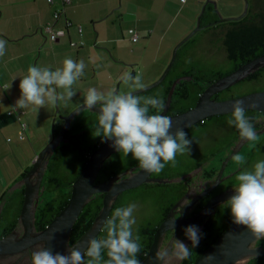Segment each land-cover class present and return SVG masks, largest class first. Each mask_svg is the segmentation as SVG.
<instances>
[{
    "label": "flooded vegetation",
    "instance_id": "af4514ba",
    "mask_svg": "<svg viewBox=\"0 0 264 264\" xmlns=\"http://www.w3.org/2000/svg\"><path fill=\"white\" fill-rule=\"evenodd\" d=\"M249 5L255 10H253L252 15L247 18L248 20L245 22L246 25H242L239 30L240 34L244 36L245 42H240V44L235 43L234 45H228L224 42L222 44L224 48L218 53L221 54L223 52L224 56L222 58L224 59L223 61H225L224 63L229 65L228 70L224 72H214L211 74L210 79L205 83H202L200 82V77L197 76L196 70H185L184 67L190 61L187 58L182 61V67L180 66L182 73L180 75H175L173 73V68L176 62L175 60L162 83L153 88L157 90L154 96L157 93H160L163 97L164 103H166L171 87L173 85L175 86L171 104L165 115L171 117L194 107L199 96L210 84L229 75L240 66L264 54V35L262 33L260 34L257 32L255 41H250V43H248L246 40V36L249 35L247 32L253 30V28L260 27L264 22V0H249ZM252 34L253 33H251V36ZM263 77L264 66L253 73L248 74L244 79L229 88L215 93L211 99L222 101L239 97L241 95L237 94H242L243 89L247 85L257 84L263 79ZM98 113L99 112H92L89 115L82 116V118L76 117L63 135L65 141L60 143L55 149L49 161H51L54 155H56V159L69 162L76 170L81 159L88 158V155L94 151L92 150L94 147L97 148L104 143L105 140H103L102 137H94L92 135V132H94L95 127L97 126ZM150 114H156V111H153ZM248 117L251 118L259 138L257 142L249 146V151L245 150L244 154H241L244 145L250 143L247 141L236 153L245 157L246 162L243 165H237L231 158L220 173L222 163L231 154L232 149L241 137L239 136L237 128L234 125H231V132H233L235 139L233 141H226L225 137H223L215 142L212 134L202 130L203 127L206 126L207 120L210 119L208 118L203 122L189 127L185 131L187 133V138L192 140L191 151L189 154L185 153L181 155L178 153L175 166L168 163L161 172L152 173L150 175V178L160 179L166 182L162 184L146 183L141 185L158 184L163 187L157 194L164 202L163 206L159 208L158 212H156L158 214L154 221V225H152L151 221L152 215L149 214V217L142 218V221H140L137 226L136 224L133 226L134 235L139 234L141 237L142 250L138 257L141 263L148 255L158 227L164 221L168 220L171 222L173 217L176 219L175 232H173L170 227L164 233L159 243L158 250L168 247L170 248L174 239L183 241L191 248V241L188 240L184 234V228L188 225L199 226L200 231L204 235L200 240L199 245L192 248L191 254L187 259L177 260L173 257L169 261V264H194L205 250L208 249L227 228L229 220L232 218L230 208L226 202L227 200L216 205L213 203L214 200L220 196L234 192V187L237 183L235 176L239 171L244 169L251 170L253 168L254 164L257 162L255 160L257 151L264 155V112L253 111ZM63 124L64 120L62 119V121H59L55 126V136L59 134ZM228 132L229 130L227 129L222 133L220 132L219 135L221 137ZM59 148L60 150H58ZM140 168L139 163L132 158L131 154L126 157L122 153L116 152L104 162L94 184H100L121 174H123V178H125L128 176V172H136ZM47 171L48 169L43 175L41 186L45 183L44 179ZM167 181L172 182L169 183ZM125 192L121 194H124ZM42 193L43 192H41L40 195ZM120 195L113 204L108 217L111 216L116 208L127 206V199L119 201ZM96 196L100 197V207L94 217L97 216L102 207L104 194H97L93 198ZM212 205L214 206L212 207ZM88 206H91V202H89L84 209ZM84 209L81 213H83ZM19 213L15 202L8 205L6 214L12 219V223L0 224V240L10 237L13 241L12 243H18L19 240L22 239V229L17 225ZM38 223V220L35 219V230L40 233L45 227L40 228ZM86 231L87 230L81 232L74 238H71L70 234L69 246H73V244H75ZM105 236L106 232L102 227L96 238H105ZM38 245H45V243L35 242L21 251L15 249L16 251L0 254V264H30L31 253ZM256 245L264 248V239H259ZM65 254H67V252H65ZM102 256L104 260L108 259L106 250L102 253ZM85 259L87 260L88 258L86 257ZM152 264H159V262L154 261Z\"/></svg>",
    "mask_w": 264,
    "mask_h": 264
},
{
    "label": "clouds",
    "instance_id": "9594fccd",
    "mask_svg": "<svg viewBox=\"0 0 264 264\" xmlns=\"http://www.w3.org/2000/svg\"><path fill=\"white\" fill-rule=\"evenodd\" d=\"M6 43V40L0 39V57L5 55ZM85 67L83 60L76 62L71 58H65L63 66L55 70L30 65L27 75L20 80L21 97L14 107L25 109L31 105L38 110L46 103L71 100L76 95L73 85L84 75ZM121 79L133 90L146 87L139 73L134 77L125 73ZM58 89H63V92H58ZM134 93L109 91L104 94L96 88H89L82 107L91 110L99 105L97 126L92 132L94 137L112 141L111 146L126 157L131 154L145 172L159 173L168 163L175 166L178 153L189 154L192 140L187 138L183 129H177L172 134V119L161 114L165 110V103L160 93L155 96ZM151 109H155L156 114H150ZM231 109V118L227 123L237 128L242 140L257 142L258 134L251 118L246 116L243 101L236 100L231 104ZM232 159L237 165L246 162L240 154ZM235 180L234 195L226 201L233 223L246 226L256 239H264V160L256 162L251 170L239 171ZM136 207L135 203H130L126 207L116 208L103 222L105 238L92 237L80 247H68L67 254L53 253L45 245H38L31 253L30 264H141L138 258L142 250L141 237L133 233ZM175 221L173 217V232ZM184 234L191 241V248L183 241L174 239L170 248L157 250L153 259L159 264H169L173 257L177 260L187 259L204 234L197 225L186 226ZM48 239H54V235ZM105 250L107 260L102 256ZM214 258L213 255L205 257L208 261ZM236 264H246V259H239Z\"/></svg>",
    "mask_w": 264,
    "mask_h": 264
},
{
    "label": "crops",
    "instance_id": "0c3cea01",
    "mask_svg": "<svg viewBox=\"0 0 264 264\" xmlns=\"http://www.w3.org/2000/svg\"><path fill=\"white\" fill-rule=\"evenodd\" d=\"M52 1L49 3L48 0H0V27H2L3 19L2 39L7 41L5 55L0 57V155L2 156H0V163L3 162V169L0 170V199L4 197L3 195H8L6 190H10L21 180L25 170L28 168L30 170L31 160L34 161L38 153L35 146L31 144L30 146L17 144L13 150L7 143L16 142L13 139L15 135L19 142H26L25 138L22 140L19 138L20 118L26 122L25 133L27 135L30 131L31 134L33 133L31 126L34 125L35 120L32 115L37 110L36 107L31 105L25 109L14 107L21 97L20 80L27 75L30 65L51 67L50 69L55 70L63 65L65 58H71L76 62L83 60L84 63L90 64V67H85L84 75L77 82L82 84L85 92L89 88H96L99 92L107 94L109 91H114L118 83L122 84L123 80L120 81V78L125 74L123 68L129 66L126 64H132L133 68L137 67L135 60L122 56V50L127 44L133 43L130 30L143 41H146L150 33L154 38L156 35L163 38L177 16L184 13V17L188 20L190 19L187 15L193 16L195 20L203 2V0H186L185 2L181 0H69L67 4H64L63 0ZM117 1L122 5H120V12L117 13L119 15L115 18L117 21L113 20L110 24L114 35H106L99 29L94 38L88 30V24L78 19L83 20L88 17L93 29H96L99 20H103L111 11L117 10ZM206 9L209 21L214 20L217 16L216 12L211 8ZM95 11L97 16L92 15ZM56 12L57 18H55ZM126 16L130 17V20L129 26L124 28ZM49 25H52L53 31L57 33L54 40H52L51 32L46 30ZM150 40L143 43V50L152 44L153 41L149 43ZM49 41L52 44L53 54H49V50L41 49V44ZM62 44H65V47L69 46L68 52ZM59 92H63V89H59ZM80 104H83V101L78 105ZM10 110H15V114L8 115ZM25 149L28 150L31 159H27L26 165L17 162L19 166L9 171V168L5 167L8 163L7 155L15 158L17 153L22 154ZM10 172L11 176L8 174ZM19 189L17 188L10 195L15 194ZM7 200L4 201V206ZM3 209L4 207L1 209V214Z\"/></svg>",
    "mask_w": 264,
    "mask_h": 264
},
{
    "label": "water",
    "instance_id": "95a60500",
    "mask_svg": "<svg viewBox=\"0 0 264 264\" xmlns=\"http://www.w3.org/2000/svg\"><path fill=\"white\" fill-rule=\"evenodd\" d=\"M244 2V12L241 16L237 18L227 19L219 18L216 23L242 20L247 15L249 9V0H244ZM209 3H211V1L205 3V5L202 7V11L200 13V16L198 17L196 28L185 39H183L175 46L172 52L171 60L159 79L150 86L145 87L143 90L134 91V94L138 95L144 93L162 83L176 60L178 49L192 35L204 28L200 25V17H202L206 5ZM263 66L264 54L240 66L229 75L210 84L199 96L194 107L183 113L176 114L170 117L173 122V127L171 129L172 134L174 135L177 129H183L184 131H186L189 127L203 122L205 119L231 114V104L236 100L243 101L246 111L264 112V90L222 101H215L211 99V97L215 93L229 88L230 86L244 79L248 74L253 73ZM132 74L133 72L131 73V75ZM174 87L175 86L173 85L168 93L165 103V110L163 111L162 115L166 114L171 104ZM114 92L119 93V83L116 85V89ZM98 109V105L94 106L91 110L82 106L74 109L66 117L63 118L64 124L57 136L54 135L55 120H53L50 141L37 154L30 170L26 173L25 177L19 180L9 190L8 194L10 195L17 188H20L18 191L24 188L23 203L21 206L17 224L18 227L22 229L23 236L18 243H12L13 241L10 239V237L5 238L4 240H0V254L16 250L21 251L24 248H28L35 242H44L45 246L50 248L53 253L59 252L61 254H65L68 247H80L83 242L92 237H96L99 234L102 229L103 222L106 218H108L113 204L121 193L138 188L146 183L162 184L166 182L160 179L150 178V175L152 173H147L142 168H140L136 172H128V176L125 178H123V174H121L100 184H94L104 162L117 152L111 146L112 141H105L88 155L85 165L80 170L79 175L71 185L70 198L65 207L49 223V225L45 227L43 231H41L40 233L36 232L35 213L38 207L40 193L44 191V187L41 186V183L43 175L48 168L51 156L53 155L55 149L60 145V143H63L65 141L63 135L68 130L71 122L74 121L76 117L82 118V116L89 115L92 112H99ZM246 142L247 141H244L240 138L238 143L232 149L231 154L222 163L220 173L222 172L228 161L241 149V147ZM73 173H75L74 167L69 162L63 161L59 169V174L64 177H61L63 183H65V179L67 177H72L74 175ZM167 182L170 183L172 181ZM97 194H104L100 211L98 212L88 230L79 238V240L75 244H73V246H69L70 234L76 220L78 219L84 207ZM232 195H234V192L231 194L220 196L216 198L213 203H215L216 205L218 203L226 201ZM4 201L5 200H3V203L0 206V224L12 223V219L6 214V211L8 205L12 202H15V204H17V209L19 211L21 195L19 193H16L1 214V209L2 207H4ZM213 206L214 205H212V207ZM170 224L171 222L167 220L158 227L148 255L141 264H152L155 261L153 258L156 251L158 250L159 243L164 233L171 227ZM50 235H54V239L49 240L48 237ZM258 240L259 239H256L246 226L237 225L232 221V223L220 234L217 240L208 249L205 250V252L194 264H236L237 260L243 258L246 259V264H248V262L252 259L264 257V248L262 246L256 245ZM209 255H213L215 258L211 261L206 260L205 257Z\"/></svg>",
    "mask_w": 264,
    "mask_h": 264
},
{
    "label": "rangeland",
    "instance_id": "374dc122",
    "mask_svg": "<svg viewBox=\"0 0 264 264\" xmlns=\"http://www.w3.org/2000/svg\"><path fill=\"white\" fill-rule=\"evenodd\" d=\"M208 1H211V3L207 4L206 8L213 9L216 12L217 16L214 20L209 21L207 17L208 10L207 9L204 10L203 12L204 15H202L203 17L202 18L200 17V23H202L201 26H203L204 28L196 32L194 35H192L178 49L175 66L173 68V73L175 75H180L182 73L180 66L182 65V61L185 58L190 60L184 67L185 70L188 69L196 70L197 76L200 77L201 79L200 82L202 83H205L208 79H210L212 73L224 72L228 70L229 65L225 64L224 63L225 61H223L224 59L222 58L224 56L223 52L221 54L218 53H220L224 48L222 44L224 43L225 39L227 37L231 39V37L234 38L238 34H240L239 32L240 28L242 27V25L244 26L245 22L248 19H243L240 21L220 22V23H216V22L218 21L219 18L227 19V18H237L241 16L244 12V6H245L244 0H203L198 16H196L195 20L193 16L187 15V17L190 19L188 20L187 18L184 17L185 14L183 13L173 19L172 25L170 26L168 31L164 34L163 38H161L162 36L159 35H156L154 38V36H151L150 33L148 34V36L150 37L147 36L146 41L139 40L137 43L127 44L126 48L122 50V56L125 57L126 59L131 58L135 60L137 67H134L135 68L134 69L132 64L125 63L127 66L129 65L128 67L123 68V70H125V73L131 74L133 72L132 75L133 77L138 73L142 74V80L143 83L146 85V87L156 82L159 79V77L162 75L164 70L166 69L167 65L169 64L175 46L178 43H180L183 39H185L196 28V24L198 21V17L200 16V13L202 11V7ZM120 5L122 4H120L119 1H117V6H116L117 10L115 12L113 11L114 13L111 11L108 14V16L106 15L105 18H103V20H99L100 22L96 24L97 26L96 29H93L90 23V19L88 17L83 18V20L81 18L78 20L82 22H86L88 24V30L89 32L92 33V36L94 38L96 36V32H98L99 29L103 31L102 33H106V35L112 36L114 35V30L112 28V25L110 24L113 22V20L117 21V19L115 18L116 16L119 15L117 13L120 12L121 10ZM253 10L255 9L254 8L252 9L251 6L249 5L248 13L246 15L247 18H249L252 15ZM96 11L92 15L97 16ZM124 19H125L124 28H127L129 26L128 23L130 17L127 18L126 16ZM1 21H2L1 22L2 27H0V38L2 39L3 19ZM119 22L121 23L122 21ZM189 28L190 30H187ZM248 36H250V34ZM141 38L142 37L140 36V39ZM120 39H122V37H120ZM147 40H150L149 43L152 41L153 42L151 45L147 46L146 50H143L142 49L144 48L143 43H146ZM62 47L66 48L68 52L69 48L67 47L69 46L65 47V44H62ZM42 48L49 50V54H53L52 44L50 43V41L41 44V49ZM85 65L87 66V68L90 67V64H88L87 62H85ZM62 66L63 65H60V68ZM127 70L128 72H126ZM73 89L76 92V95L73 96L71 100H61L57 103V107L56 104H51V103L48 105L46 104L44 107L34 111L33 112L34 115L32 116L34 117L35 121L33 123L34 125L31 126V128L33 129V133H32L33 135L31 134V131L30 134L28 132L29 135L25 133V140H26L25 143L19 142L17 136L15 135L13 139H15L16 142H12V141L7 142L8 146L14 150L17 144H20V146L22 144L24 146L26 145L30 146L31 144L35 146L36 151L39 153L42 150V148H44V146L50 141L53 120H55V126H56L59 123V121H62V119L66 117L70 112L82 106V104L78 105L81 101H84V97L86 95L85 90L82 89V84L76 82L73 85ZM263 90H264V77L257 84L247 85L243 89L242 94H237V95L243 96L244 94L246 95L249 94L250 92L253 93L254 91L258 92ZM57 91L59 92V89ZM129 91H136V90L128 88L123 82L121 85H119V93H124ZM156 92H157L156 89H151L138 95L154 96ZM74 105L75 107H73ZM153 111L155 112L156 110L151 109L150 113H152ZM230 118H231V114L212 117L209 120H207L206 126H204L202 130H205V132L212 134L215 142L223 137H225L226 141H233L235 139V136H233V132H231V128H230L231 125L227 123V121ZM19 123L25 124L26 122L20 118ZM227 129L229 130V132L225 133L223 136L220 137L219 135L220 132L222 133ZM26 136L28 137L26 138ZM8 137L12 140L10 136ZM250 145H253V142H250L249 144H245L243 150L241 151V154H244L245 150L249 151ZM7 159H8V163L5 164V167H8L9 171H11L10 170L11 168H14L15 166L17 167L19 166L17 162H22L24 165H26L27 164L26 161H28L27 159H31V158L29 157L28 150L25 149L24 153L23 152L22 154L17 153L15 158L12 155H7ZM255 160L257 162L260 160H264V155H262L259 151H257ZM31 163H33V160H31ZM1 168L3 169V162L0 163V170ZM8 174L10 176L12 175L11 172ZM162 188L163 187L159 185L149 184L145 186H140L139 188H136L129 192H125L124 194L120 195L119 201L127 199L126 201L127 205L130 203H135L137 205L134 211L136 226L140 221H142V218L149 217V214L152 215L151 221H152V225H154V221L158 214L156 212H158L159 208H161L164 203L157 194ZM5 192L9 193V190H6ZM15 194L13 195L8 194L2 197L0 199V206L3 200L6 201L8 199L6 203V207H7L9 201L12 200Z\"/></svg>",
    "mask_w": 264,
    "mask_h": 264
},
{
    "label": "trees",
    "instance_id": "16d2710c",
    "mask_svg": "<svg viewBox=\"0 0 264 264\" xmlns=\"http://www.w3.org/2000/svg\"><path fill=\"white\" fill-rule=\"evenodd\" d=\"M243 19H247V16H245ZM257 32H259L260 34L262 33L264 35V22L260 27L253 28V30L247 32L250 34V36L248 35L246 36L247 37L246 40L248 43H250V41H255V38L257 37L256 36ZM251 33H253L252 36H251ZM132 34H136V33L133 31ZM251 37H253L254 39ZM231 39L227 37L224 42L227 43L228 45L230 44L234 45L235 43L240 44V42H245L244 36H242L241 34H238L234 38L231 37ZM252 113L253 111H246V116H250ZM60 148L58 150H60ZM95 149L96 147H94L92 150H95ZM55 156L56 155H54L52 160L49 161L50 163L47 168L48 171L44 179L45 183L42 185L44 187V191L40 195L38 207L35 213V219L38 220L39 222L38 225L40 226V228L48 226L49 223L65 207V205L67 204L70 198L71 185L74 182V180L77 178V176L80 173V170L83 168V166L85 165L87 161V158L81 159V161H79L80 164L78 168L75 170V173H73L74 175L70 178L67 177L65 179V183H63L61 179L62 175L59 174L60 165L63 161L56 159ZM28 171H29V168L25 170V172L22 174L21 179L25 177ZM16 193H19L21 195V203H20V208H21L22 203H23L24 190L22 189L20 191H17ZM96 197L90 201L91 206L86 207L83 213H81V215L76 220V223L74 224V227L72 229L71 238H74L77 235H79L81 232L88 230V228L91 226L90 224L95 218L94 216L96 215V212L98 211L100 207V197L99 196H96ZM5 208H6V205L4 206V209ZM19 212H20V209L18 213ZM232 221H233L232 218H230L228 224L230 225ZM248 264H264V258L252 259L248 262Z\"/></svg>",
    "mask_w": 264,
    "mask_h": 264
},
{
    "label": "built area",
    "instance_id": "2783aa9c",
    "mask_svg": "<svg viewBox=\"0 0 264 264\" xmlns=\"http://www.w3.org/2000/svg\"><path fill=\"white\" fill-rule=\"evenodd\" d=\"M185 1H186V0H181V2H185ZM48 2H49V3H52L53 1H52V0H48ZM68 2H69V0H63L62 3L67 4ZM57 17H58V13L56 12V13H55V18H57ZM46 30L49 31V32H51L52 40H54V39L56 38L57 33H56V31H53L52 25L47 26V27H46ZM129 32H130V34L133 33L132 30H130ZM138 40H139L138 35H136V34H132V36H131V41H132L133 43H135V42H137ZM12 114H15V110H10V111L8 112V115H12ZM21 114H23V112H21ZM21 114H20V115H21ZM18 115H19V114H18ZM20 126H21V129H20V131H19V138H20V139H24V138H25V128H26V124H21V123H20Z\"/></svg>",
    "mask_w": 264,
    "mask_h": 264
}]
</instances>
